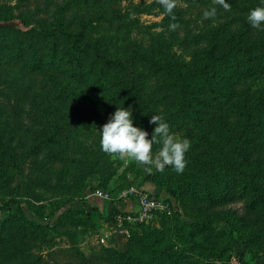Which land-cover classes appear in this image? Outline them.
<instances>
[{"label":"rangeland","instance_id":"rangeland-1","mask_svg":"<svg viewBox=\"0 0 264 264\" xmlns=\"http://www.w3.org/2000/svg\"><path fill=\"white\" fill-rule=\"evenodd\" d=\"M226 3L230 5V11L215 5L213 0H178L173 12L175 21L164 13L157 0H98L93 8L96 11L101 6L109 7L111 14L129 21L131 33L140 44L139 51L151 47L154 55L160 53V57H166L173 64L188 62L192 48L205 46L209 36L221 43H230L239 34V49L254 53L263 67L254 75L245 77L240 74L236 78L238 86L252 97L259 90L264 92V25L261 29L253 28L246 16L253 8L264 7V0H226ZM212 7L216 8V16L204 18L203 11ZM73 12L68 11L66 17ZM10 14H20L27 22L41 18L43 24L54 16L52 4L45 0H0V16ZM170 23L178 24L176 30H169ZM124 27L110 25L106 33L117 38L119 43ZM1 33L2 41L16 35L11 30ZM24 39L39 50L50 51V39H43L33 32L25 34ZM9 53L0 48V143L4 145L0 157V205L6 203V209H0V222L5 212L15 213L17 206L27 215H36L38 222L49 218L42 232L19 231L28 234L33 255H39L41 261L112 264L113 249L132 255L138 234L149 228L170 231L175 213L181 219L194 220L213 214L212 210L219 208L202 199L178 195V185L187 175H204L208 171L202 162L209 154V147L212 151L217 148L213 129L223 122H236L239 107L234 102L208 111L206 131L209 143L213 141L209 146H202L198 160L193 158L195 148L190 146L185 153L187 163L182 173H176L171 167H165L163 172L154 167L149 171L150 166L113 158L101 150L98 130L108 119L100 110L82 102L89 93L77 101L64 100L56 96V87L67 78L53 73L55 77L51 75L52 79L47 72L32 71L15 62ZM146 67L139 63L141 74L148 75ZM79 87L77 85V89ZM53 116L65 119V128L57 129L54 141L37 153L31 147L38 140L46 143L45 138L53 129L50 127ZM185 128L186 124H182L171 133L180 138ZM48 150L55 155L44 154ZM156 151L158 147L153 146V152ZM255 151L254 148L247 153L250 162L254 160ZM238 163L247 165L241 157ZM129 187L160 197L162 206L152 209L139 222L121 224L113 223L109 213L99 214L94 206L89 210L82 204L73 206L84 196L95 195V189L107 193L105 198L116 205L122 199H133L127 192L123 193ZM166 188L172 189L174 194L167 192ZM225 205L238 207L239 204ZM211 224L217 229H229L228 223L222 219L213 220ZM172 239L181 247L188 264H227L232 254L238 256L242 264H264V251L244 250L235 230L230 235L226 232L214 237L199 234L193 238L185 231H174ZM233 242L240 244V250L233 246ZM129 262L135 264L133 259Z\"/></svg>","mask_w":264,"mask_h":264},{"label":"trees","instance_id":"trees-1","mask_svg":"<svg viewBox=\"0 0 264 264\" xmlns=\"http://www.w3.org/2000/svg\"><path fill=\"white\" fill-rule=\"evenodd\" d=\"M19 1L23 0H15ZM45 2L52 4L54 12L53 19L45 24L41 18L27 22L20 14L0 16V19L18 17L24 24H31L26 30L0 27L1 34L10 30L16 33L8 41L0 39V48L32 71L67 78L56 87V96L77 101L89 93L82 102L100 110L106 119L116 107H130L133 125L147 131L149 136L155 127L149 123L154 114L163 117L170 132L186 124L180 138L190 140L191 147L195 148V160L199 159L202 146H209L213 141L209 143L206 131L208 111L229 102L239 107L235 123L223 122L213 129L217 148L212 151L209 147V154L202 162L208 171L204 175H187L178 185V195L202 199L219 208L213 209V214L194 220L181 219L175 213L170 231L149 228L138 234L132 255L113 249L112 264H130L131 259L135 264H188L181 247L172 239L174 231H185L193 238L199 234L214 237L226 232L230 235L235 230L244 250L264 251V92L259 90L250 97L236 83L240 74L251 76L261 72L263 67L254 53L239 49V34L230 43H221L209 36L205 46L192 48L188 62L173 64L166 57H160V53L154 55L151 47L139 51L140 44L131 33L129 21L111 14L107 6L94 11L98 0ZM68 11L74 12L66 17ZM110 25L125 26L119 43L106 33ZM30 32L50 39V51L39 50L26 42L24 35ZM139 63L147 66L148 75L140 73ZM51 119L53 129L46 136V143L38 140L31 147L37 153L53 142L55 131L63 130L67 123L61 116ZM3 148L0 143V157ZM254 148V160L250 162L247 153ZM44 154L55 155L50 150ZM240 157L247 165L238 163ZM166 191L174 194L172 189L166 188ZM227 203L239 205L227 206ZM0 209L4 211L6 203H2ZM117 211L112 204L110 217ZM36 219V215H27L20 206L15 213H4L0 222V264H57L41 261L39 255H33L28 234L19 233L21 229L42 232L49 218L41 222ZM217 219L226 221L229 229L215 228L211 222Z\"/></svg>","mask_w":264,"mask_h":264},{"label":"clouds","instance_id":"clouds-1","mask_svg":"<svg viewBox=\"0 0 264 264\" xmlns=\"http://www.w3.org/2000/svg\"><path fill=\"white\" fill-rule=\"evenodd\" d=\"M157 3L163 7L164 13L175 21L173 12L178 0H157ZM213 3L222 6L225 11L231 10L226 0H213ZM216 14L215 7L203 11V17L206 19L214 18ZM246 20L253 28L261 29L264 25V7L251 9ZM177 27L176 23L169 24L170 31L176 30ZM149 123L155 124L150 139L147 138V131L133 125L130 107H116L107 122L98 130L101 150L113 158L150 166L149 171L154 167L156 171L163 172L165 167H171L176 173H182L187 163L185 153L190 149V140L177 138L170 132L168 123L160 115H152ZM154 145L158 146L155 153Z\"/></svg>","mask_w":264,"mask_h":264},{"label":"built area","instance_id":"built-area-1","mask_svg":"<svg viewBox=\"0 0 264 264\" xmlns=\"http://www.w3.org/2000/svg\"><path fill=\"white\" fill-rule=\"evenodd\" d=\"M127 192L129 196H132L133 199L136 200V207L133 209L127 210H118L117 212L112 214V222L115 224H121L123 222H139L146 218L151 210L154 208H160L162 206L160 197L156 195H148L141 193L139 190L134 187H129L123 191ZM94 194L105 198L107 193L101 192L98 189L94 190ZM227 264H242L239 260L238 256L230 255Z\"/></svg>","mask_w":264,"mask_h":264},{"label":"crops","instance_id":"crops-1","mask_svg":"<svg viewBox=\"0 0 264 264\" xmlns=\"http://www.w3.org/2000/svg\"><path fill=\"white\" fill-rule=\"evenodd\" d=\"M80 204H82L86 210H89L91 206H94L93 208H96L99 214L106 215L110 212L112 202L107 198H102L95 195H86L82 200L76 201L75 205L73 206H81ZM136 204L137 203L135 199L127 198L118 201L115 206L118 210H127L135 208ZM239 245L240 244L238 242H233V246H235L238 250H240Z\"/></svg>","mask_w":264,"mask_h":264},{"label":"water","instance_id":"water-1","mask_svg":"<svg viewBox=\"0 0 264 264\" xmlns=\"http://www.w3.org/2000/svg\"><path fill=\"white\" fill-rule=\"evenodd\" d=\"M30 26L31 24H24L18 17L0 19V27H14L20 30H26L30 28Z\"/></svg>","mask_w":264,"mask_h":264}]
</instances>
